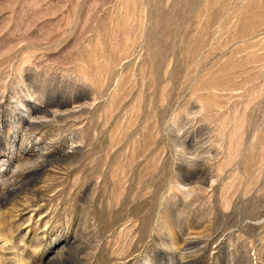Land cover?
Returning <instances> with one entry per match:
<instances>
[{
    "label": "rangeland",
    "instance_id": "rangeland-1",
    "mask_svg": "<svg viewBox=\"0 0 264 264\" xmlns=\"http://www.w3.org/2000/svg\"><path fill=\"white\" fill-rule=\"evenodd\" d=\"M0 264H264V0H0Z\"/></svg>",
    "mask_w": 264,
    "mask_h": 264
}]
</instances>
